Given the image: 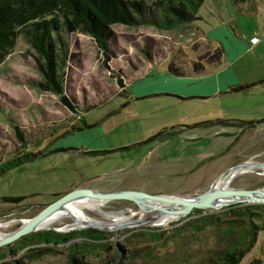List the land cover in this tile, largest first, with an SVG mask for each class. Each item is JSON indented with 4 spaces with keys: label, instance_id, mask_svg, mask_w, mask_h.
Here are the masks:
<instances>
[{
    "label": "rangeland",
    "instance_id": "rangeland-1",
    "mask_svg": "<svg viewBox=\"0 0 264 264\" xmlns=\"http://www.w3.org/2000/svg\"><path fill=\"white\" fill-rule=\"evenodd\" d=\"M123 1L138 25L111 26L106 50L89 34L69 36L64 92L76 112L53 93L38 89L45 82L37 69L39 55L22 35L1 63L0 110L13 112L15 122L0 115V167L14 156H38L21 159L22 164L0 178V241L77 188L195 197L210 190L228 170L226 164L237 165L236 155L244 149L233 133L241 129L240 122L255 120L246 109L247 96H214V88L205 86L209 75L195 72L218 62L219 51L200 42L199 29L209 30L207 22L220 13L228 17L234 9L231 0L229 6L225 0H205L197 19L184 23L168 0ZM240 21L244 27L255 26L252 19ZM146 63L149 71L143 75ZM171 67L187 75L179 77ZM82 123V130L69 132ZM14 124L24 134L23 141ZM260 135L264 138V131ZM250 151L255 157L243 162L264 163V142ZM229 188L264 191V169L241 173L226 191ZM140 204L118 200L98 207L130 217L128 223L162 211H143L146 204ZM202 211L194 210L168 226L125 223L103 230L107 239L102 243L75 238L66 245L27 244L22 237L0 247V264H226V256L239 250H246L240 264H264L263 203ZM87 214L104 224L118 223L92 211ZM77 226L65 218L53 228L65 227L66 232L55 231L61 234L94 229H68Z\"/></svg>",
    "mask_w": 264,
    "mask_h": 264
},
{
    "label": "trees",
    "instance_id": "trees-1",
    "mask_svg": "<svg viewBox=\"0 0 264 264\" xmlns=\"http://www.w3.org/2000/svg\"><path fill=\"white\" fill-rule=\"evenodd\" d=\"M168 1L170 10L182 23L197 19L196 14L205 2V0ZM179 1L180 3L176 4ZM231 1L238 6V4L241 5L249 0ZM136 10L140 14V8L136 7ZM117 24L131 27L138 25L137 19L132 17L128 11V2L123 0H0V65L12 53L19 36L22 35L25 42L39 55L37 69L45 82L39 83L38 89L53 93L64 106L76 112V108L64 92V74L69 59V36L75 32L89 34L97 41L100 48L106 50L112 35L110 28ZM170 71L177 76H182L184 73L176 67H171ZM247 87L240 86L231 89V91L241 92ZM12 113L7 109L0 110V115L6 122L14 123L15 119ZM29 115L34 116L31 113ZM80 121L83 122L82 117H80ZM42 122H44L43 119ZM262 123H264V119L240 124L252 128L254 125ZM83 126L82 123L78 127H73L71 132H77L83 129ZM13 128L16 136L23 141L24 134L18 125L14 124ZM45 128L49 129L50 127ZM36 131L37 129L30 130L26 134L27 138ZM24 148L28 149V144L24 145ZM18 156L8 159L1 165L0 178L9 170L22 164V157L17 158ZM37 156L38 154H25L23 155L25 159L22 160H30ZM75 238L102 243L107 239V233L97 229L71 234L47 231L34 233L23 239L28 241L27 244H44L49 241L54 244L66 245ZM85 244L87 243L85 242ZM31 246L27 245L25 248ZM245 255L246 250L230 253L226 256V264H240ZM17 263L19 264V262Z\"/></svg>",
    "mask_w": 264,
    "mask_h": 264
},
{
    "label": "crops",
    "instance_id": "crops-1",
    "mask_svg": "<svg viewBox=\"0 0 264 264\" xmlns=\"http://www.w3.org/2000/svg\"><path fill=\"white\" fill-rule=\"evenodd\" d=\"M225 4L228 5V0H225ZM232 6L234 9H230L228 17H224L223 13H220L217 15L218 17L213 16V19L207 22L210 26L209 30L205 27L199 29L200 42L206 44L208 47L217 49L220 58L218 62H208L206 63L207 66H204L200 72H198V70L195 72L200 73L199 76L201 77L209 75V81L205 83V86L214 88V96L246 94V109L247 111L252 112V118H255V120L252 121L263 120L264 0H249L241 5L238 4V6L232 3ZM243 18L244 20H254L253 22H255V26L244 27L240 21V19ZM199 19L204 20V16H199ZM138 57L139 56L136 55V60H138ZM143 66L146 68L143 73L144 75L149 71V65L146 63L143 64ZM186 75L187 73L184 72L183 75L179 77H184ZM240 86L248 87L241 92L231 91V89ZM245 123H247V121H245ZM239 125L241 126V129L233 133L235 135L234 141L244 150L239 156L236 155L237 165L244 163L243 158L245 159V157H249V159L254 158L255 155L249 156L248 153H252L250 150L257 142H264V138L260 135V133L264 131V123L254 125L252 128L245 124ZM89 127L92 126L89 125ZM220 135L229 136L231 135V132ZM231 144L233 143L231 142ZM230 165L231 163L226 164V169L228 168L229 170L234 167V165L236 166V164ZM217 179H215L214 182Z\"/></svg>",
    "mask_w": 264,
    "mask_h": 264
},
{
    "label": "water",
    "instance_id": "water-1",
    "mask_svg": "<svg viewBox=\"0 0 264 264\" xmlns=\"http://www.w3.org/2000/svg\"><path fill=\"white\" fill-rule=\"evenodd\" d=\"M261 166L264 165V163L259 162H252L247 161L242 164L236 165L229 170H227L220 178H218L210 187V190L206 193L195 196V197H183L179 195H165V194H153L146 191H118V192H112V193H101L96 190H93L91 188H77L70 193L62 196L57 201L45 206V208L40 211L35 217L31 219L24 220L22 222V225L15 230L10 235L5 236L0 241V247L3 245L9 244L11 242L17 241L21 239L22 237H25L29 234L35 233L36 227L42 223L45 219H47L51 214L56 212L58 209H60L62 206L68 204L69 202L76 200L80 197H91V198H99L106 202L110 201H134L137 204H140V201L144 200H152L156 202L171 204V205H178L184 207L183 212L186 213L188 216L192 211L194 210H207V209H214L219 210L224 207L233 205V204H245V203H253V204H264V196H258L255 195V193L262 192L261 190L256 191H244V190H237L233 188H229L227 191L229 194H232L233 196H230L229 200L226 201H220L213 199L211 196H215L216 194L212 193L213 186L225 175L228 173L235 171L238 168L245 167V166H251V165ZM223 195V194H221ZM220 195V196H221ZM217 198V197H215ZM227 198V197H225ZM224 199V198H223ZM150 219V218H149ZM149 219H139L137 221H133L131 223H128L129 226H137L139 224H145L147 220ZM94 227V229L98 230H112L111 228L96 225L91 226ZM64 227L60 228H53L54 231L57 232H66L63 230ZM51 230V229H50Z\"/></svg>",
    "mask_w": 264,
    "mask_h": 264
},
{
    "label": "bare ground",
    "instance_id": "bare-ground-1",
    "mask_svg": "<svg viewBox=\"0 0 264 264\" xmlns=\"http://www.w3.org/2000/svg\"><path fill=\"white\" fill-rule=\"evenodd\" d=\"M253 168H261L264 169V165L261 166H256L251 165V166H245L236 169L235 171H232L225 175L223 178L220 179L219 182H217L213 188H212V193L211 194H216L215 196H211L213 199L216 200H222L226 201L229 200L230 196H233L232 194H229L226 189L230 185V183L233 181L235 177L240 175L241 173H248L251 169ZM223 194V195H221ZM221 195V196H220ZM255 195L258 196H264V191L260 193H255ZM217 197V198H215ZM227 197V198H225ZM224 198V199H223ZM91 197H80L77 198L76 200H73L69 202L68 204L62 206L60 209H58L56 212L51 214L47 219H45L42 223H40L36 227V231H47L48 229H53L55 224L59 222L60 220H63L65 218H69L73 220L76 224L79 226L77 227H72L68 228L70 231L75 230V229H83V228H88L91 226H96V225H101L109 228H116L122 224L130 222V217H124L121 216L119 213H108L105 211H102V208L98 206H103L106 204V201L102 202H93L90 200ZM143 203L146 204V207L143 211H149V210H154V209H159L162 208V211H160L159 214L150 217L149 220L145 223L146 225H163V226H168L172 224L174 221H179L182 218L186 217V213L183 212V208L180 209L178 205H171V204H166V203H161V202H150L149 200H144L142 201ZM87 211H92L95 212L103 217L107 218H113L117 219L118 223L115 224H104L103 222L98 221L97 219H94L90 217L87 214ZM134 213V212H133ZM128 214V213H127ZM65 228V227H64ZM63 228L64 231H66Z\"/></svg>",
    "mask_w": 264,
    "mask_h": 264
}]
</instances>
